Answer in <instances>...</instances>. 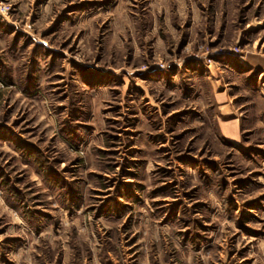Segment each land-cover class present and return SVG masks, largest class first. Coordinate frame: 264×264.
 Here are the masks:
<instances>
[{
    "label": "rangeland",
    "instance_id": "1",
    "mask_svg": "<svg viewBox=\"0 0 264 264\" xmlns=\"http://www.w3.org/2000/svg\"><path fill=\"white\" fill-rule=\"evenodd\" d=\"M0 264H264V0H0Z\"/></svg>",
    "mask_w": 264,
    "mask_h": 264
}]
</instances>
